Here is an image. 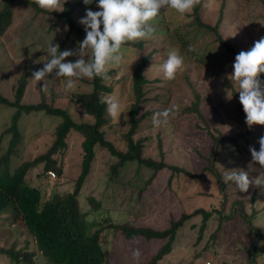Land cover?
Returning a JSON list of instances; mask_svg holds the SVG:
<instances>
[{
    "label": "rangeland",
    "instance_id": "1",
    "mask_svg": "<svg viewBox=\"0 0 264 264\" xmlns=\"http://www.w3.org/2000/svg\"><path fill=\"white\" fill-rule=\"evenodd\" d=\"M3 1L0 0V10ZM78 1L66 0L63 7L67 2ZM199 5L204 23L214 26L222 18L219 33L237 53L249 50L255 41L264 37V25L258 22L264 21V0H201ZM14 9L13 25L0 36V93L13 99L18 80L28 68V87L23 104H37L45 98L48 104L68 110L75 121L92 123L93 117L87 115L84 106L74 99L76 94L92 91L90 79L79 80L74 90L67 91L63 78L53 73L46 78L47 92L41 90L43 82L32 79L33 72L41 69L43 62L49 59L48 46L53 43L59 44L61 48L67 26L61 20L56 22L46 15L34 18L33 8L24 0H17ZM88 9L100 10L98 6L80 7L73 13L77 25L84 29L85 26L79 21L85 17ZM193 13L180 15L175 10H162L152 22L155 29L153 37L145 40L141 49L124 45L123 61L113 68L118 72L107 81H115L112 95L119 99L127 119H124L125 114L119 120H112L108 116L109 123L102 130L108 141L125 151L126 142L122 135L130 129L129 108L135 100L129 75L132 65L150 56V64L145 70L149 80L146 101L140 112L144 119L134 140L145 141L144 157L154 161L161 160V145L167 164L184 168L194 177L182 174L175 176L169 186L168 177L171 173L158 174L139 197L137 188L144 186L153 172L144 167L138 171L136 164H128L119 171L115 182L111 181L110 174L116 158L107 150L96 148V158L83 187L80 203L83 211H89L92 209L89 198L102 201V209L99 212L92 211L88 219L99 227H106L101 236L106 264L145 263L163 244L160 241L149 242L141 237L127 241L120 232L108 228L107 220L114 223L128 221L137 227L165 230L183 214L197 209L222 211L224 198L227 200L224 211L229 217L222 223L215 213L205 223L202 234V216L187 221L172 252L159 264H264V189L252 186L244 193L232 183H221L223 174L234 168L249 171L253 177L264 171L258 163L252 162L249 150L250 146L259 150L258 141L264 136V126L254 125L249 129L245 123L246 115L239 102L238 85L227 79L233 71L235 55L219 43V35L199 30ZM81 41L83 39L72 35L60 50H75ZM189 46L194 51H188ZM171 50L182 55L185 63L176 79L168 81L163 78L159 66ZM76 58L68 57L66 62H74ZM228 90L233 95L231 100L227 99ZM195 93L200 96L198 112H184L197 100ZM173 104L179 106L175 118L170 119L167 125L154 127L153 114ZM14 111V108L0 106V156L9 145L11 134L6 131ZM60 122L59 117L43 112L22 116L19 123L22 141L17 145L16 155L12 157V170L22 162L32 161L45 154L55 141ZM247 131L251 132L238 142L243 147L240 154L235 153V147L228 145L220 146L216 154L214 138H229ZM82 141L83 137L78 132L73 130L69 134L68 149L56 156L63 167L60 178L57 174L51 179L38 177L43 174L45 163L27 174L26 180L31 186L39 187L45 193L46 200L55 193L65 194L74 189L83 157ZM14 227L11 226V220L0 225V249L9 250L14 240H20L21 232H16ZM22 242L19 244L23 246ZM30 242L27 254L34 250V241ZM253 248L255 259L251 261L249 258L253 255ZM137 249L141 252L138 259L133 257ZM9 260V257L0 253V264H10ZM21 264L52 263L36 250L31 262L23 261Z\"/></svg>",
    "mask_w": 264,
    "mask_h": 264
},
{
    "label": "trees",
    "instance_id": "2",
    "mask_svg": "<svg viewBox=\"0 0 264 264\" xmlns=\"http://www.w3.org/2000/svg\"><path fill=\"white\" fill-rule=\"evenodd\" d=\"M24 1L33 8L34 18L46 15L50 18H54L56 22L61 20L67 26L68 30L60 49L65 47L66 42L72 35H74L75 38H85V29L78 26L73 17L75 9L98 6V0H93L89 5H85L83 0H80L75 3L67 2L63 12L50 13L40 9L32 0ZM16 2L17 0H4L1 5L0 36H3L13 25ZM223 6L224 4L221 6V10H223ZM193 14L199 30L210 31L219 35V43H221L227 51L233 52L236 57L238 53L235 51L234 47L219 33L222 24V18L220 16L217 23L211 26L204 23L201 19L200 5L196 6ZM145 43L146 41L144 40L135 44L129 43L125 46L141 49ZM150 60L151 58L148 55L142 58L138 64L132 65L129 75V79L132 82V94L135 100L129 108L128 121L130 129L127 133L122 135L126 142L125 151L119 150L112 142L108 141L105 138V132L102 130L104 125L109 123V119H107V106L99 102L100 97L101 94L114 93L115 81L107 82L109 79L102 80L96 77L90 81L92 91L88 93H79L74 96L76 102L84 106L85 113L93 117L94 121L92 123L75 121L68 110L48 104L45 98L37 104H23L22 101L28 87V68L22 72L18 80L13 99H8L0 93V106L4 105L9 108H14L15 110L12 115L11 124L6 131L11 134L9 145L6 152L0 156V225L5 224V222L8 223V221L11 220V226H15L14 230H17L16 232H21L20 240L22 239L21 241L18 238L14 240L15 242L12 243L9 250L0 249V253L9 257L10 264L14 263V261L16 264H21L23 261L31 262L36 250L52 264H106V257L101 244V236L106 227H99L100 225L98 226L96 222H91L88 219L92 211L99 212L102 209V201L89 198V202L92 206V209L89 211H83V205L80 203L82 190L92 170V165L96 158V148L98 147L107 150L116 158V162L112 166L110 174L111 181L115 182L116 177L119 175V171L128 164H136L138 171L144 167L153 172L144 186L137 188L139 197L142 191L144 192L145 189L149 188L151 181L158 174L166 172L171 173L168 177L169 186L175 176H180L182 174L184 176L194 177L184 168L167 164L164 161V152L161 145L159 146L161 160L154 161L151 158L144 157L145 141L142 139L137 141L134 140V137L139 132L140 124L144 119V115L141 116L140 112L141 106L146 101V86L149 80L145 76V70L150 64ZM117 72L116 69H111L108 75L109 77L115 76ZM260 79L264 80V74H261ZM119 81L120 80H117V82ZM199 97L200 96L195 93V98L197 100L190 108H186L184 112H198ZM241 108L243 110L242 105ZM39 112L61 119L55 132V141L45 154L32 161L22 162L12 170V157L16 155L17 145L22 141L19 125L20 119L24 115ZM73 130L83 137L81 143L83 157L79 177L71 192L65 194L55 193L51 199L46 200L45 193L39 187L31 186L26 180L27 174L39 164L45 163L44 172H42V175H38V177L43 176L51 179L48 175V171H54L60 178L63 175V167L60 166L56 156L68 149L67 138ZM250 132L247 131L242 135L231 136L229 138H224L222 136L214 138V151H216L218 155L220 146L228 145L235 147V153L240 154L243 147L238 142ZM222 202V211L215 209H197L192 213L183 214L179 219L171 222L169 227L165 230L137 227L134 223L128 221L114 223L110 220H107L109 223L108 228L112 227L116 232H120L127 241H133L141 237L149 242H162V246L151 259L145 263H138L159 264L166 255L172 252L180 231L184 228L185 223L193 217L202 216L203 224L200 228V234L203 233L202 231L205 223L215 213L218 214L220 221L223 223L229 216H226L224 211V207L227 204L226 198H224ZM26 234L28 238L24 240ZM30 240L34 241L35 246L34 250H31L33 252L27 254L31 244ZM21 242L23 246L19 244ZM251 252L253 255H251V257L249 256V259L253 261L255 259L254 248Z\"/></svg>",
    "mask_w": 264,
    "mask_h": 264
},
{
    "label": "clouds",
    "instance_id": "3",
    "mask_svg": "<svg viewBox=\"0 0 264 264\" xmlns=\"http://www.w3.org/2000/svg\"><path fill=\"white\" fill-rule=\"evenodd\" d=\"M40 9L46 12H63L66 0H32ZM93 0H83L89 5ZM201 0H98L99 11L88 9L85 17L79 23L85 26V38L78 42L75 50H60V45L51 43L47 48L49 59L43 62V67L32 74V79L43 82L41 90L47 92L46 78L53 73L63 78L64 88L72 91L81 79H110L108 73L118 67L124 58V45L138 43L151 39L155 29L152 22L161 11L175 10L180 15L191 14ZM264 25V21H258ZM188 51H194L189 46ZM77 57L75 61H67L68 57ZM37 63H40L37 61ZM184 57L176 50L167 54V59L159 66L163 78L168 81L176 79L184 67ZM233 71L227 79L238 85L239 102L246 115L245 123L251 129L254 125L264 126V37L254 42L247 51L239 52L232 65ZM233 95L227 91V99ZM101 104H106V112L112 120L127 119L119 99L112 94H101ZM179 111L178 105L156 112L152 116L154 127L167 125ZM259 150L250 146L253 163H258L264 169V136L259 138ZM251 164L249 167L251 168ZM223 183H232L240 192L247 193L255 186L264 189V171L259 176H250L249 171L242 168L227 170L222 177ZM139 249L133 252L134 258H139Z\"/></svg>",
    "mask_w": 264,
    "mask_h": 264
},
{
    "label": "built area",
    "instance_id": "4",
    "mask_svg": "<svg viewBox=\"0 0 264 264\" xmlns=\"http://www.w3.org/2000/svg\"><path fill=\"white\" fill-rule=\"evenodd\" d=\"M48 175H49L50 177H53V178L56 177V173H55L54 171H48ZM208 264H209V263H208Z\"/></svg>",
    "mask_w": 264,
    "mask_h": 264
}]
</instances>
